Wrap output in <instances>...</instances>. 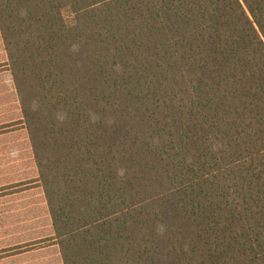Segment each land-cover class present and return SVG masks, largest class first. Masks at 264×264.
Returning a JSON list of instances; mask_svg holds the SVG:
<instances>
[{
  "label": "trees",
  "instance_id": "1",
  "mask_svg": "<svg viewBox=\"0 0 264 264\" xmlns=\"http://www.w3.org/2000/svg\"><path fill=\"white\" fill-rule=\"evenodd\" d=\"M62 264H264V0H0Z\"/></svg>",
  "mask_w": 264,
  "mask_h": 264
},
{
  "label": "rangeland",
  "instance_id": "2",
  "mask_svg": "<svg viewBox=\"0 0 264 264\" xmlns=\"http://www.w3.org/2000/svg\"><path fill=\"white\" fill-rule=\"evenodd\" d=\"M5 63L0 37V264H59L57 247L47 254H23L40 245L30 246L35 242L26 241L48 236L52 228L39 183L28 193L11 196L37 182V170L11 74L3 67Z\"/></svg>",
  "mask_w": 264,
  "mask_h": 264
},
{
  "label": "crops",
  "instance_id": "3",
  "mask_svg": "<svg viewBox=\"0 0 264 264\" xmlns=\"http://www.w3.org/2000/svg\"><path fill=\"white\" fill-rule=\"evenodd\" d=\"M5 55H6V53H5ZM7 60V59H6ZM3 67H5V64L3 65ZM5 70H6V67L4 68ZM7 71V70H6ZM13 82V81H12ZM15 88V87H14ZM31 148V147H30ZM31 154H32V151H31ZM33 156V155H32ZM38 176V175H37ZM37 179V178H36ZM38 183V181L37 182H33V185L31 186V187H29V188H23V189H21V190H17V191H15L13 194H11V196L12 195H20L21 193H25V192H27V191H30V190H32L33 189V186L34 185H36ZM43 191V190H42ZM28 193V192H27ZM43 195H44V193H43ZM45 198V197H44ZM44 202H45V205H46V209H47V213H48V217H49V219H50V216H49V212H48V208H47V204H46V201H45V199H44ZM50 224H51V228H52V223H51V219H50ZM54 236V232H53V228H52V233L50 234V235H48V236H45V237H40V238H36V239H33V240H29V241H26V242H35V243H32V244H30V246L32 245V246H34L35 244H39L40 243V245L38 246V247H31V248H29V249H27L23 254H35V253H39V251H45V253L47 254L48 253V251H52V250H49V249H53V248H55V247H57V249H58V253H59V248H58V245L57 244H55L54 243V241H53V239H52V237ZM23 243H25V242H21V243H19V244H23ZM36 255V254H35ZM57 255H59V264H62V259H61V256H60V253L59 254H57ZM47 263H50V262H47Z\"/></svg>",
  "mask_w": 264,
  "mask_h": 264
}]
</instances>
